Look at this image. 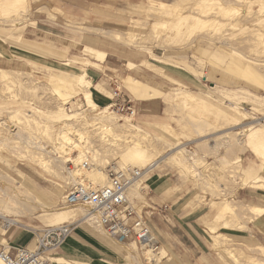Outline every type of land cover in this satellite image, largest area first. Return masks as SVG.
I'll list each match as a JSON object with an SVG mask.
<instances>
[{"label": "rangeland", "instance_id": "obj_1", "mask_svg": "<svg viewBox=\"0 0 264 264\" xmlns=\"http://www.w3.org/2000/svg\"><path fill=\"white\" fill-rule=\"evenodd\" d=\"M25 1L26 13L14 23L13 14L0 7V70L7 72L3 74L6 78L0 79V196L15 194L20 200L17 203L25 207L19 209L17 204L21 214L6 216L16 222L10 237L3 234L5 221L0 217L1 244L22 233L32 239L44 228L80 221L87 215L86 207L62 204L73 187L71 181L64 180L68 173L72 172L77 185L90 183L98 188L107 184L106 179L101 184L93 182L85 171L74 168L71 160L77 158L75 149H66L70 154L63 155L70 162L53 166L60 178L39 167V157L53 165L60 157L55 147H59L57 133L62 131L79 141L89 138L93 149L103 153L94 159H107L102 165L99 158L95 160L104 173L108 166L128 168L118 164L113 151L124 148L129 138L156 153L151 160L171 154L168 146L184 147L183 154L142 175L129 198L138 212L150 215L146 212L155 209L145 180L154 171L169 173L178 180L172 181L174 189L184 195L180 203L204 215L206 228L215 227L214 235L208 229L213 247L225 243L227 247V238L217 230L243 229L256 217L243 216L244 205L254 202L256 192L264 193V188H255L250 181L258 171L264 178V152L259 151V155L244 144L245 128L264 127V17L257 14V1L264 0ZM95 51L105 55L103 61L91 55ZM245 62L255 76L242 71ZM80 76L92 93L94 107H89L79 92L76 79ZM115 86L135 108L134 118L117 116L108 109L114 102ZM99 94L107 98V104H99ZM16 112L21 113L15 116ZM131 123L139 131L128 128ZM99 136L106 141L102 143ZM215 145L219 147L215 149ZM90 152L88 157L93 154ZM247 165L258 171L244 170ZM19 194L23 196L19 198ZM222 206L233 207L236 215L227 210L219 220L216 217ZM68 207L72 213L65 215V221L60 220L56 214ZM152 236L159 254L164 248ZM129 242L128 261L155 264L147 260L150 258L141 246ZM234 250L253 258L254 263L258 260L254 258L256 247ZM215 252L225 264L228 262L224 251ZM166 253L167 257L156 264L170 263ZM50 256L45 263L55 264ZM244 259L240 261L249 264Z\"/></svg>", "mask_w": 264, "mask_h": 264}, {"label": "crops", "instance_id": "obj_2", "mask_svg": "<svg viewBox=\"0 0 264 264\" xmlns=\"http://www.w3.org/2000/svg\"><path fill=\"white\" fill-rule=\"evenodd\" d=\"M98 96L101 106L107 104L106 97L100 94ZM242 168L250 173L258 171L252 165ZM258 173L260 171L250 181H254V178L264 180ZM172 181L178 180L163 171H154L147 177L145 183L152 196L155 211L146 212L150 214L148 216H145V211L141 213L160 246L169 253L170 263L167 264H225L215 249L225 252L224 255L228 260V262L225 260L226 264L229 262L236 264L226 252L237 251L234 249L241 247H256L257 255H254V258L264 262V253L259 251V249L264 251V213L253 217L243 229L220 227L217 233L225 236L229 244L227 247L225 243L221 247L214 248L210 232L203 225L205 216L200 215L198 210L192 211L187 204L180 203L184 195L174 189ZM261 193L262 191L260 194L255 193L256 197L252 198L255 204H252L264 208V193L263 195ZM14 226L7 228L4 235L10 237V233L15 232ZM30 240V236L22 233L14 239L4 241L13 252L15 248L29 245ZM129 243V240L120 242L110 238L102 229H97L88 222H80L61 247L50 254V258L56 262L55 264H62L59 263L60 260L70 264H135L134 261L127 259L131 256L128 249ZM231 246L234 247L233 250Z\"/></svg>", "mask_w": 264, "mask_h": 264}, {"label": "bare ground", "instance_id": "obj_3", "mask_svg": "<svg viewBox=\"0 0 264 264\" xmlns=\"http://www.w3.org/2000/svg\"><path fill=\"white\" fill-rule=\"evenodd\" d=\"M25 0H0V7H3V8H5V9H7V10H9L10 11V13L11 14H13V16H14V19L11 21L12 23H14V22H16L19 18H22L23 16H24V13H26V9H25ZM257 4L259 5V9H258V11H257V14H258V16L259 17H264V2H261V1H257ZM226 11V10H225ZM228 12V11H227ZM235 12V11H234ZM221 53V52H220ZM91 55H93L95 58H97V59H100L101 61H103L104 60V57H105V55L104 54H102V53H100V52H98V51H95V52H91ZM218 61V60H217ZM247 62V61H246ZM246 62H245V64H246ZM247 63H249V62H247ZM252 63V62H251ZM238 64V63H237ZM236 64V65H237ZM240 64V63H239ZM235 65V66H236ZM239 66H241V65H239ZM239 66H238V68H239ZM243 66V65H242ZM253 66V65H252ZM256 66H258V65H256ZM254 67V66H253ZM262 67V66H261ZM242 68V67H241ZM244 68H245V70H242V71H245V73L246 72H248L249 74H251L252 76H255V72H254V70L252 69V67H251V65H248V64H246V65H244ZM256 68V67H255ZM259 68V67H258ZM261 70V69H260ZM5 73H6V75H7V72L5 71V70H0V74L2 75L1 77H0V79L2 78V79H5L6 77L4 76L5 75ZM4 74V75H3ZM247 74V73H246ZM250 76V75H249ZM59 80V79H58ZM62 81V80H61ZM85 81V80H84ZM76 82L78 83V84H80L79 86H80V88H81V90H79V92L81 91V92H83L82 94L84 95V100H86V102H87V104H89L88 106L89 107H94V106H92V99H93V96H92V93L88 90V87L86 86V84L83 82V76H80V77H78L77 79H76ZM65 83H66V81H65ZM70 83V82H69ZM255 83V82H254ZM70 91V90H69ZM72 92V91H71ZM61 93V92H60ZM65 93V92H64ZM60 95V94H59ZM65 95H66V93H65ZM64 95V96H65ZM77 95V94H76ZM60 97V96H59ZM184 97V96H183ZM179 98V97H178ZM180 98H182V97H180ZM185 98L186 99H188L189 100V98H188V96L186 97L185 96ZM191 98V97H190ZM234 98V97H233ZM64 101H66V98L64 99V98H62ZM67 99H69V98H67ZM192 99V98H191ZM230 99V98H229ZM181 100V99H180ZM182 101V100H181ZM181 101H179V103L181 102ZM183 103H186V101L185 102H183ZM61 104V103H60ZM66 104V103H65ZM234 108V107H233ZM60 110V109H59ZM58 110V111H59ZM58 111H57V113H58ZM55 112H56V109H55ZM63 112V111H62ZM61 112V113H62ZM12 113V114H11ZM10 114L11 115H13V113H15V112H11ZM20 113L21 112H16V115L15 116H17V115H20ZM60 113V114H61ZM9 113H7V115H8ZM63 114V113H62ZM61 114V115H62ZM22 115H25V113L24 114H22ZM56 115V114H55ZM60 115V116H61ZM11 117H13V116H10V118ZM19 117V116H18ZM20 117H22V116H20ZM25 117H27V116H25ZM62 117L63 118H67V117H69L68 115H62ZM55 118V117H54ZM57 118V117H56ZM55 118V119H56ZM17 119V118H16ZM29 119H31L30 118V116H29ZM59 119V118H58ZM62 119V118H61ZM68 119V118H67ZM9 120V119H8ZM12 120V119H11ZM127 120V119H126ZM10 121V120H9ZM27 121H29V120H27ZM235 121V120H234ZM5 123V122H4ZM30 123V122H29ZM31 123H34L33 121L31 122ZM18 124V123H17ZM64 124V123H63ZM2 125L3 126H6V125H4L3 123H2ZM255 125H257V124H255ZM259 125V124H258ZM26 127V126H25ZM24 127V128H25ZM30 127V126H29ZM102 127V126H101ZM5 128V127H4ZM128 128H131V130L132 129H135V130H137V131H139V128L136 126V125H134V124H128ZM64 129H65V127H64ZM9 130V129H8ZM7 130V131H8ZM100 130V129H99ZM10 131V130H9ZM27 131V130H26ZM59 131V130H58ZM64 131V130H63ZM71 131V130H70ZM103 131H104V129H103ZM133 131V130H132ZM245 140H244V144H245V146L247 147V148H250V149H252V150H254L256 153H258L259 154V151H262V152H264V127L263 126H253V125H250V126H248L247 128H245ZM11 132V131H10ZM65 132H67V130L65 131ZM76 132V131H75ZM100 133H101V131H100ZM132 133V132H131ZM103 133H101L100 135H102ZM237 134V133H236ZM76 136V135H75ZM78 136V135H77ZM130 136V135H129ZM100 137V136H99ZM73 138V137H72ZM72 138H70V137H68V134L67 133H64V132H62V131H59V133H57V138H56V141H58V145H59V147L57 148V147H55L56 148V151L58 152V154L60 155V157H57L55 160H53L54 161V165L52 164V162L50 161V160H47V161H45V158H42V157H39V160H37V164L39 165V167L41 168V169H43L44 171L46 170H48V172L50 173V174H52L54 177H57V178H60V176L57 174V173H55V171H54V167L53 166H55L57 163H66V162H70V160L69 159H66V160H64L63 159V157L66 155V156H69L68 154H70V153H68V151H66V149H68L69 151H71V150H73V149H75V150H77L78 151V155H77V158L76 159H74V160H71L72 161V163H73V165L75 166L74 168H78L79 167V171H85L86 172V175H87V177H89L93 182H96V183H99V184H101V183H103L104 181H105V179L107 180V177H106V174L104 173V170L103 171H101V169H99L101 166H99V168H98V163H101V165L102 164H104V163H106L105 162V160H107L106 158H103L104 159V162H103V159L101 158H96V159H94L95 157H94V155H98V156H102V154H98L97 153V151L96 150H94L93 149V147H94V145H92V142H90L89 141V138H84V140L83 141H79V140H77V138L76 139H72ZM137 138V137H136ZM99 139H101V141H102V143L103 142H105L106 141V139H105V141H104V138L103 137H100ZM157 139V138H156ZM155 139V140H156ZM7 140V139H6ZM5 140V141H6ZM10 140V139H9ZM8 140V141H9ZM2 141V140H1ZM108 141V140H107ZM123 141V140H122ZM161 142V141H160ZM10 143V142H9ZM56 143V142H55ZM81 143H84L85 145L84 146H82L81 145ZM107 143V142H106ZM108 143H110V144H112L111 142H108ZM125 143V142H124ZM123 143V144H124ZM57 144V143H56ZM122 144V145H123ZM125 144H126V146H125ZM124 144V148H118V146H116L118 149H114V151L113 152H115V154L113 153V155L114 156H116V158H117V160H118V164H120V166H122V165H125V166H128V168L129 167H132V168H136V167H138V168H140V170H144L145 172L142 174L143 176H145L149 171L151 172L152 170H154L161 162H163V161H165V160H167V159H169V158H173V157H175V156H178V155H181V154H183L184 152H185V148L184 147H181V146H179L178 144H176L175 146H173V147H171V146H168L169 148L167 149L169 152L170 151H174L173 153L171 152V154H169V155H167V156H165V157H161V159H159L158 160V158L157 159H155V157H154V159L155 160H151L150 158H151V156H154V155H156V153L154 154L151 150H148L147 149V147H145V146H143L141 143H140V141L139 140H137V139H132V138H129V140H128V143H127V141H126V143ZM165 144V143H164ZM230 144V143H229ZM1 146H2V144H0ZM4 145V144H3ZM30 145V144H29ZM115 145H117V144H115ZM222 145V144H221ZM225 145V144H224ZM8 146H10L9 144H8ZM121 146V145H120ZM217 145H215V146H213L214 148L216 147ZM14 147V146H13ZM112 147H114L115 148V146L113 145V146H111V148ZM121 147H123V146H121ZM150 147V146H149ZM217 147H219V146H217ZM216 147V148H217ZM6 148H7V146H6ZM10 148H12V147H10ZM109 148V147H108ZM151 148H153V147H151ZM212 148V147H211ZM215 148V149H216ZM9 149V148H8ZM154 149V148H153ZM100 150V149H99ZM112 150H113V148H112ZM249 150V149H248ZM41 151H44V150H41ZM87 151H88V153H89V151H91L93 154H92V156H90V157H88V155H87ZM157 151V150H156ZM155 151V152H156ZM216 151V150H215ZM12 152V151H11ZM24 152V151H23ZM90 152V153H91ZM253 152V151H252ZM111 152H109V154H112ZM187 153V152H186ZM188 154V153H187ZM254 154V153H253ZM258 154H257V156H258ZM34 155H35V153H34ZM64 155V156H63ZM112 155V156H113ZM260 155V154H259ZM103 156H106V155H103ZM110 156V155H109ZM108 156V157H109ZM113 156V157H114ZM191 156V155H190ZM256 156V157H257ZM22 157V156H21ZM33 157V156H32ZM107 157V156H106ZM23 158V157H22ZM27 158H29V157H27ZM258 158H260V157H258ZM30 159V158H29ZM34 159V158H33ZM60 159V160H59ZM98 159V163H95L96 161L95 160H97ZM175 159H177V158H175ZM116 160V159H115ZM177 160H180V159H177ZM195 160V159H194ZM238 160V159H237ZM236 161V160H235ZM235 161H234V163H235ZM35 162V161H34ZM115 162V161H114ZM179 162V161H178ZM240 162V161H239ZM180 163V162H179ZM185 163V162H184ZM226 163V162H225ZM87 166V167H84V166ZM96 165V166H95ZM57 166V165H56ZM119 166V165H118ZM81 167V168H80ZM103 167V166H102ZM107 167V166H106ZM109 167V166H108ZM123 167V166H122ZM121 167V168H122ZM118 168V167H117ZM126 168V167H125ZM104 169V168H103ZM119 169V168H118ZM76 171V170H75ZM106 172V171H105ZM83 174H85V173H83ZM68 175H69V178H64V180H66V181H71L70 183L72 184V186H75V185H77V182H76V180L73 178V174H72V172L71 173H68ZM85 176V175H84ZM11 179V178H10ZM61 179H63V178H61ZM80 180V179H79ZM254 181H252L253 182V185L255 184V187H257V188H264V182H262V181H260V179L259 178H254L253 179ZM63 181V180H62ZM78 182H81V181H78ZM91 182V181H90ZM92 182V183H93ZM139 181H137L134 185H132L129 189H128V193H127V196H128V200H129V202L133 205V202H131V200H130V198H129V192L130 191H132L134 188H136V186H137V183H138ZM244 182V181H243ZM252 182H251V184H252ZM69 183V184H70ZM107 184H108V181L106 182ZM79 184V183H78ZM106 184V185H107ZM246 184V183H245ZM244 184V185H245ZM248 184H249V182H248ZM79 185H81V184H79ZM89 186H91L90 185V183L88 184ZM105 185V186H106ZM250 185V184H249ZM105 186H103V187H105ZM250 187H251V185H250ZM253 187V186H252ZM5 188V187H4ZM98 188H101V187H98ZM2 189V188H1ZM1 189H0V191H1ZM15 189V188H14ZM18 189V188H17ZM4 190V189H3ZM2 192V191H1ZM16 192V191H15ZM14 192V193H15ZM8 193V192H7ZM16 194H18V193H16ZM23 194V193H22ZM22 194H19L20 195V197L19 198H21V196H23ZM134 194V193H133ZM14 196H15V194H13ZM13 195H9V194H3L2 196H0V217H2V219H4V221H5V225H4V228H3V234L5 233V230L7 229V228H9L11 225H13V224H15L16 222L15 221H13V220H9V219H6V216L9 214V213H13V215H16V213L17 214H19L20 212H19V210H17L16 209V205L18 204L17 202H19L20 200H16V198H14V196ZM25 196V195H24ZM131 196V195H130ZM28 197V196H27ZM24 199V198H23ZM33 200H34V198H33ZM21 202H23V201H21ZM27 202V201H26ZM19 204H20V202H19ZM18 204V206H20L19 207V209L22 207V205H19ZM230 204V203H229ZM23 205H26L25 203L23 204ZM224 205H226V204H224ZM228 205V204H227ZM134 206V205H133ZM232 206H234V205H232ZM26 207H27V205H26ZM135 207V206H134ZM244 207L246 208L245 210H244V215L243 216H247L248 218H251L252 216H259V215H261V214H263L264 213V208H261V207H258V206H256V205H253V204H246V205H244ZM44 208V207H43ZM87 208V207H86ZM233 207H228L227 208V206H222L221 208H220V210H219V212H218V214H217V217L216 218H218L219 220H220V217L223 215V213L224 212H228V211H230L231 213H233V215H236V213L234 212V208L232 209ZM22 209H25V207H22ZM89 209V208H88ZM228 210V211H227ZM236 210V209H235ZM15 212V213H14ZM23 212V211H22ZM25 213H26V211H24ZM27 212H28V210H27ZM11 213V214H12ZM69 213H72V210L70 209V207H68V208H65V211L63 210L62 212H59V213H57L56 215L58 216V218L60 217V218H62V219H60V220H63V221H65V219H63V218H65V215H67V214H69ZM21 214V213H20ZM52 216H55V214L54 215H52ZM56 217V216H55ZM54 217V218H55ZM68 217V216H67ZM53 218V219H54ZM215 218V219H216ZM70 219V218H69ZM72 219V218H71ZM56 221L58 220V219H55ZM67 220V219H66ZM82 220H84V221H86V222H88V223H90L89 225H91V223L93 224V222L95 221V216H94V214L92 213V212H90V209H89V211L87 212V215H84V217L82 218ZM59 221V220H58ZM61 222V221H60ZM92 226V225H91ZM93 226H95V225H93ZM54 227V226H53ZM96 227H97V229H100L101 230V227L100 226H97V224H96ZM208 229L210 230V232L214 235L215 234V227H213V226H209L208 227ZM218 236V235H217ZM217 236H216V238H217ZM215 237V236H214ZM220 237V236H219ZM153 239V243H155L156 241H155V239L154 238H152ZM222 240V239H221ZM2 241V240H1ZM130 241V240H129ZM222 243V242H221ZM135 243H133V245H134ZM224 244V243H223ZM217 246V245H216ZM141 247L144 249V252H143V254L146 256H149V258L150 259H147V260H151V261H153L155 264L156 263H158V261L160 260V259H163L164 257L166 258L167 257V253H166V251L164 250V249H162L161 250V252L158 254V252L156 253V251L154 250V249H152V247L151 246H146V245H141ZM259 249V248H258ZM261 251H263V249H260ZM259 250V251H260ZM228 253V252H227ZM158 255H160L159 257H158ZM228 255H229V257L235 262V263H237V264H243V261H240V259H244V257L245 258H247V259H244L245 260V262H246V260H248L246 263H249V264H253L254 263V261H253V258H251V257H248V256H244L242 253H240V252H238V251H229V253H228ZM157 256V259L156 258H154V257H156ZM155 260V261H154ZM161 261V260H160ZM59 263H62V264H70V263H67V262H65V261H62V260H60L59 261ZM254 264H264V262L263 261H258V260H256L255 261V263Z\"/></svg>", "mask_w": 264, "mask_h": 264}, {"label": "built area", "instance_id": "obj_4", "mask_svg": "<svg viewBox=\"0 0 264 264\" xmlns=\"http://www.w3.org/2000/svg\"><path fill=\"white\" fill-rule=\"evenodd\" d=\"M112 100L114 102L108 109L117 116L125 115L129 119L135 117L136 110L125 100L120 87L115 86ZM105 171L108 181L105 187L75 185L63 197L62 204L89 208L95 216L93 225L100 226L112 239L120 242L130 240L137 246H151L157 251L158 243L152 242L154 237L149 227L127 196L128 189L140 181L142 171L130 168L117 169L114 165ZM80 222L86 221H73L44 228L33 235L29 245L15 248L13 252L9 246L0 243V264H45L44 258L57 251Z\"/></svg>", "mask_w": 264, "mask_h": 264}]
</instances>
